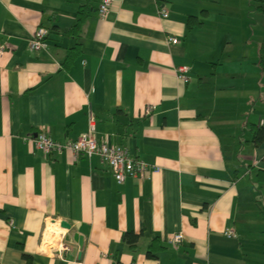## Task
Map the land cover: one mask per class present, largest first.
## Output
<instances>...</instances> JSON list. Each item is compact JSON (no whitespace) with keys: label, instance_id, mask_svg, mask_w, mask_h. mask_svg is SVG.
Segmentation results:
<instances>
[{"label":"crops","instance_id":"1","mask_svg":"<svg viewBox=\"0 0 264 264\" xmlns=\"http://www.w3.org/2000/svg\"><path fill=\"white\" fill-rule=\"evenodd\" d=\"M99 2L0 0V264H264V13L252 0H114L100 17ZM38 26L49 33L33 50ZM91 118L98 140L151 168L117 182L96 155L27 139L47 128L66 142Z\"/></svg>","mask_w":264,"mask_h":264},{"label":"built area","instance_id":"2","mask_svg":"<svg viewBox=\"0 0 264 264\" xmlns=\"http://www.w3.org/2000/svg\"><path fill=\"white\" fill-rule=\"evenodd\" d=\"M114 0H100L97 7V13L100 17H104L109 11ZM161 16L166 17L167 13L165 10H161ZM49 33L48 28L44 26H38L32 33V37L29 41V47L33 50H39L43 47L45 38ZM167 40L171 43H177L178 38L171 35L167 36ZM4 47L0 45V54L3 52ZM177 77L186 82L189 79L188 67L177 66L176 69ZM155 106L148 104L144 107L143 113L145 115H151ZM32 141L34 147L40 150L43 154H49L52 152H70L73 156H86L91 157L93 155L98 156L103 162H105L113 177L117 182H122L127 176H143L151 166L141 159L134 158L130 155L128 149L125 146L117 144H108L105 141H100L95 136L93 118L90 119V124L87 131L79 137L68 140L66 142H60L53 139L47 128L40 129L35 135L27 138ZM232 233L231 231L228 234ZM183 239V233L177 232L170 237V242L178 244ZM62 250H68L69 246L60 242Z\"/></svg>","mask_w":264,"mask_h":264},{"label":"trees","instance_id":"3","mask_svg":"<svg viewBox=\"0 0 264 264\" xmlns=\"http://www.w3.org/2000/svg\"><path fill=\"white\" fill-rule=\"evenodd\" d=\"M253 3L255 4V8L258 11H261L262 13H264V0H252ZM89 12L87 10L86 6H82V8L79 10L78 12V18L76 23L70 28L69 32L72 34L78 32V30L81 27V24L83 23V21L86 19V17L88 16ZM78 44H76L74 47L70 48L66 58L63 62L65 67H68V65L70 64L71 60L73 59L74 55L76 54L74 51L77 49ZM257 64L260 68V71L262 73H264V44L260 45L259 49H258V60H257ZM264 136V122L257 126L254 132V139L255 142L256 141H260ZM257 178L259 181L264 182V171H258L257 172ZM123 238L125 240H127L128 243L132 244L136 241V239L138 238V235L133 233V232H126L123 235ZM154 242L157 244L158 243V239L154 238L153 239ZM154 246V245H153ZM161 248V246H154L152 247V243L151 245H149V248L147 249V255L148 256H155V252L157 250H159Z\"/></svg>","mask_w":264,"mask_h":264},{"label":"water","instance_id":"4","mask_svg":"<svg viewBox=\"0 0 264 264\" xmlns=\"http://www.w3.org/2000/svg\"><path fill=\"white\" fill-rule=\"evenodd\" d=\"M59 225H60L61 227L69 228V224H67V223L64 222V221H61V222L59 223ZM74 238L77 239V240L79 241V244H81V237H79V236H77V235H74Z\"/></svg>","mask_w":264,"mask_h":264},{"label":"rangeland","instance_id":"5","mask_svg":"<svg viewBox=\"0 0 264 264\" xmlns=\"http://www.w3.org/2000/svg\"><path fill=\"white\" fill-rule=\"evenodd\" d=\"M260 202H261L262 205H264V199L263 198L260 199Z\"/></svg>","mask_w":264,"mask_h":264}]
</instances>
